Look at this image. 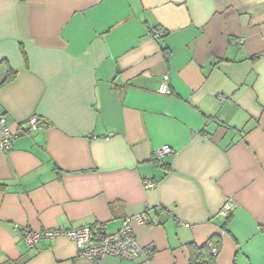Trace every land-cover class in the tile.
I'll use <instances>...</instances> for the list:
<instances>
[{"label":"crops","instance_id":"obj_1","mask_svg":"<svg viewBox=\"0 0 264 264\" xmlns=\"http://www.w3.org/2000/svg\"><path fill=\"white\" fill-rule=\"evenodd\" d=\"M0 115V264H94L22 231L125 217L150 264H264V0H0Z\"/></svg>","mask_w":264,"mask_h":264},{"label":"built area","instance_id":"obj_2","mask_svg":"<svg viewBox=\"0 0 264 264\" xmlns=\"http://www.w3.org/2000/svg\"><path fill=\"white\" fill-rule=\"evenodd\" d=\"M156 36L164 34L163 29L158 28L155 32ZM169 77L164 74L162 82L159 86V92L167 94V82ZM220 100L223 97L219 96ZM30 125H37V118L31 117L29 119ZM18 136L17 133H11L7 128V120L3 115H0V148L8 149L11 142ZM172 149L168 145H163L156 150L159 156L171 153ZM144 186L149 188L152 186L151 181H144ZM233 208L230 199H226L217 214L221 216H228ZM139 222L147 220L146 212L134 217ZM133 217H125L121 221V226L114 232H107L105 225L102 223L86 224L77 228L71 229H46V230H30L23 229L22 238L28 247L33 246L38 240L42 238H52L57 235H65L72 240L77 248V254L80 257L91 259L94 264H99L101 259L105 256H113L122 260H136L143 258L145 263H151V256L153 249L151 245H139L135 235L131 229V220ZM212 252H215L212 250Z\"/></svg>","mask_w":264,"mask_h":264},{"label":"trees","instance_id":"obj_3","mask_svg":"<svg viewBox=\"0 0 264 264\" xmlns=\"http://www.w3.org/2000/svg\"><path fill=\"white\" fill-rule=\"evenodd\" d=\"M14 74L13 71L9 70L2 83L10 80ZM186 246L188 249V264H215L220 250V237L218 235L213 236L200 245L188 242ZM212 250L215 252H212Z\"/></svg>","mask_w":264,"mask_h":264}]
</instances>
